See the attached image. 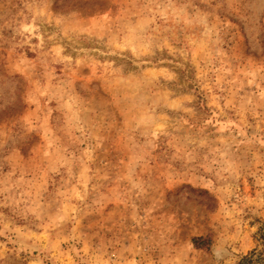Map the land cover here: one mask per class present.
<instances>
[{"label": "rangeland", "instance_id": "rangeland-1", "mask_svg": "<svg viewBox=\"0 0 264 264\" xmlns=\"http://www.w3.org/2000/svg\"><path fill=\"white\" fill-rule=\"evenodd\" d=\"M263 233L264 0H0V264H240Z\"/></svg>", "mask_w": 264, "mask_h": 264}, {"label": "trees", "instance_id": "trees-1", "mask_svg": "<svg viewBox=\"0 0 264 264\" xmlns=\"http://www.w3.org/2000/svg\"><path fill=\"white\" fill-rule=\"evenodd\" d=\"M261 246H263L262 251H255L249 256H246L242 259L240 264H264V233L261 238ZM193 245L197 249H209L211 246V242L209 239L204 237H198L193 239Z\"/></svg>", "mask_w": 264, "mask_h": 264}]
</instances>
